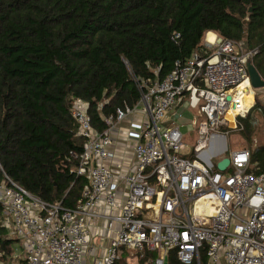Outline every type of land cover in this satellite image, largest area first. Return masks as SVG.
Returning <instances> with one entry per match:
<instances>
[{
  "label": "built area",
  "instance_id": "1",
  "mask_svg": "<svg viewBox=\"0 0 264 264\" xmlns=\"http://www.w3.org/2000/svg\"><path fill=\"white\" fill-rule=\"evenodd\" d=\"M209 34L205 55L195 52L162 79L139 82L138 104L105 116L103 132L93 126L88 104L73 102L83 144L70 157L73 171L88 179L75 207L48 203L0 175L2 221L23 244L25 264H116L123 251L141 258L158 253L148 257L151 264H170L171 252L181 264H205L203 256L207 264H264V169L245 147L226 157L225 170L218 164L226 158L213 161L229 151L230 136H237L231 144L243 139L252 108L264 115V87H252L247 68L258 50ZM182 108L195 114L190 148ZM127 120L123 140L134 141L129 165L117 161L113 136ZM100 220L114 236L106 254L89 262L91 225Z\"/></svg>",
  "mask_w": 264,
  "mask_h": 264
},
{
  "label": "trees",
  "instance_id": "2",
  "mask_svg": "<svg viewBox=\"0 0 264 264\" xmlns=\"http://www.w3.org/2000/svg\"><path fill=\"white\" fill-rule=\"evenodd\" d=\"M209 31L257 49L252 62L264 78V0H0V175L75 207L88 179L70 157L83 144L73 102H86L103 132L105 116L138 104L139 82L205 55ZM242 133L251 145L250 118ZM253 161L264 169V145ZM2 216L0 202V264L18 241ZM124 256L116 264H146L158 253ZM169 260L181 264L174 252Z\"/></svg>",
  "mask_w": 264,
  "mask_h": 264
},
{
  "label": "crops",
  "instance_id": "3",
  "mask_svg": "<svg viewBox=\"0 0 264 264\" xmlns=\"http://www.w3.org/2000/svg\"><path fill=\"white\" fill-rule=\"evenodd\" d=\"M207 33H209V32H207ZM214 35H217V34L215 32L210 31V34H209L208 37L213 39ZM250 103H252V101ZM261 115L264 117V115L258 111L257 107H254V108L251 109V112H250L248 118L251 119V123H252L253 126L258 124V120H259L258 116H261ZM134 118L137 119V120L139 119V117H137V116H135ZM128 128H129V120L124 122L113 133V136H114L115 139L118 140V141H116L117 149H118L117 161H124L125 163H127L129 165V164H131L134 161V150H133L134 141L132 140L131 144H128L127 142H125V140H123V138L126 136L125 135L126 134L125 130H127ZM236 138H237V136H234L233 141ZM231 146L232 147L240 146V148L245 147V137H244V135H243V139L242 140H240L237 143L231 144ZM245 148H248V147H245ZM234 149H237V148H234ZM249 149H251V151L253 153L255 148H249ZM256 163H258V162H256ZM258 166H259V163H258ZM105 224H106L105 220H100L97 224H94L93 226L91 225L92 243L95 245V249H94V251L91 254H86V260L89 261V262H93L97 258L103 257L106 254L107 248L110 246V243H111V240H112V237L114 236V234L113 233L112 234H107V232H104ZM18 242H20V241L18 240ZM21 247L24 250V246H23L22 243H21ZM124 254H125V251H123L122 257H125ZM25 257H26L25 251H24V255L23 256L15 253V251H14V255H13L12 260H16V264H25ZM146 262H147L146 264H151L148 260ZM6 264H8V263H6ZM220 264H222V262Z\"/></svg>",
  "mask_w": 264,
  "mask_h": 264
},
{
  "label": "rangeland",
  "instance_id": "4",
  "mask_svg": "<svg viewBox=\"0 0 264 264\" xmlns=\"http://www.w3.org/2000/svg\"><path fill=\"white\" fill-rule=\"evenodd\" d=\"M180 111L183 112V117L179 120L180 123H182L184 126L182 128L183 133L187 136L186 142H187V147L190 148L195 140L196 137V125H194V120L193 119V115L195 116V114L192 112H190L189 110H185V109H180ZM259 120H258V124L254 125V134L252 136V144L250 145L246 139H245V147L248 148H256L257 146L260 145H264V117L258 116ZM256 119V118H255ZM243 137V136H242ZM233 138L234 137H229L230 139V145L231 142H233ZM234 148H240V146L238 147H232L229 146V151L223 153L222 155H219L218 157L214 158L213 161L214 162H218L223 158H226L229 156V154L234 150ZM14 251L15 253L23 256L24 255V250L21 247V243L20 242H15L13 245ZM6 262V261H5ZM6 263H12V264H16V260H9ZM4 263V264H6ZM132 264H138L137 261H133Z\"/></svg>",
  "mask_w": 264,
  "mask_h": 264
},
{
  "label": "water",
  "instance_id": "5",
  "mask_svg": "<svg viewBox=\"0 0 264 264\" xmlns=\"http://www.w3.org/2000/svg\"><path fill=\"white\" fill-rule=\"evenodd\" d=\"M247 68L250 76V82L254 89H259L261 87H264V78L261 76L259 71L256 69L255 65L252 61H249L247 63ZM251 93H254V90L251 91ZM230 160L228 158L222 160L218 164V168L220 170H225L229 166Z\"/></svg>",
  "mask_w": 264,
  "mask_h": 264
},
{
  "label": "bare ground",
  "instance_id": "6",
  "mask_svg": "<svg viewBox=\"0 0 264 264\" xmlns=\"http://www.w3.org/2000/svg\"><path fill=\"white\" fill-rule=\"evenodd\" d=\"M243 87H245V104L246 105H250L251 103V101L253 102V94H247L246 95V90H247V88H246V83L245 84H243Z\"/></svg>",
  "mask_w": 264,
  "mask_h": 264
}]
</instances>
